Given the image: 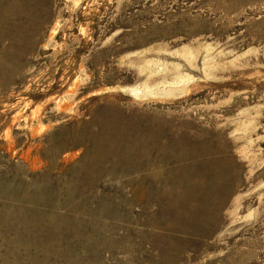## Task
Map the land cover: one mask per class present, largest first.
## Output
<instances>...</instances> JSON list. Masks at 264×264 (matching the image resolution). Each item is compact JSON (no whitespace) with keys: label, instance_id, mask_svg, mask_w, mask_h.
Listing matches in <instances>:
<instances>
[{"label":"rangeland","instance_id":"374dc122","mask_svg":"<svg viewBox=\"0 0 264 264\" xmlns=\"http://www.w3.org/2000/svg\"><path fill=\"white\" fill-rule=\"evenodd\" d=\"M0 264H264V0H0Z\"/></svg>","mask_w":264,"mask_h":264}]
</instances>
